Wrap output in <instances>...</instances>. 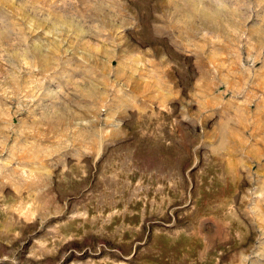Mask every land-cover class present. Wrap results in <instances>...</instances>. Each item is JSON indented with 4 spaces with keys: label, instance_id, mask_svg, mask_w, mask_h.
I'll list each match as a JSON object with an SVG mask.
<instances>
[{
    "label": "rangeland",
    "instance_id": "1",
    "mask_svg": "<svg viewBox=\"0 0 264 264\" xmlns=\"http://www.w3.org/2000/svg\"><path fill=\"white\" fill-rule=\"evenodd\" d=\"M0 264H264V0H0Z\"/></svg>",
    "mask_w": 264,
    "mask_h": 264
}]
</instances>
